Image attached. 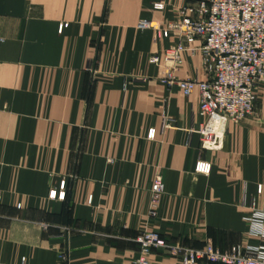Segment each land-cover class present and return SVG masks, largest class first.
Wrapping results in <instances>:
<instances>
[{"label": "crops", "instance_id": "obj_1", "mask_svg": "<svg viewBox=\"0 0 264 264\" xmlns=\"http://www.w3.org/2000/svg\"><path fill=\"white\" fill-rule=\"evenodd\" d=\"M197 1L0 0V264H131L144 231L185 248L264 249L245 221L253 202L264 211V93L206 151L199 92L168 87L173 64L150 62ZM174 69L206 79L200 52ZM149 264L182 262L153 251Z\"/></svg>", "mask_w": 264, "mask_h": 264}, {"label": "built area", "instance_id": "obj_2", "mask_svg": "<svg viewBox=\"0 0 264 264\" xmlns=\"http://www.w3.org/2000/svg\"><path fill=\"white\" fill-rule=\"evenodd\" d=\"M139 27L155 29L157 37L162 31L148 21ZM167 29L177 36V44L164 56H152L150 62L159 67L167 62L173 64L166 65L162 80L168 87L178 86L185 96L199 92L203 123L198 133L202 148L221 151L228 125L250 118L259 95L264 93V0H198L184 8ZM197 41L202 42L201 48H192ZM188 52L201 53L205 80H179L174 76V68L182 64L183 55ZM196 171L208 174L210 166L199 163ZM164 194L163 176L157 174L151 188L152 216ZM258 194L264 197V185L258 186ZM56 196L54 193L52 197ZM251 210L245 221L255 235L264 238V211L256 209V202ZM136 241L140 256L131 264H149L153 251L167 252L180 258L182 264H264L262 248L238 247L228 252H221L212 244L200 249L185 248L170 245L150 231H144Z\"/></svg>", "mask_w": 264, "mask_h": 264}]
</instances>
